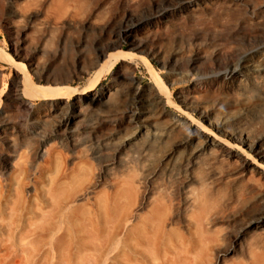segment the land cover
Wrapping results in <instances>:
<instances>
[{
  "label": "rangeland",
  "instance_id": "rangeland-1",
  "mask_svg": "<svg viewBox=\"0 0 264 264\" xmlns=\"http://www.w3.org/2000/svg\"><path fill=\"white\" fill-rule=\"evenodd\" d=\"M159 2L0 0V112L5 111L7 119H0V130L5 131L12 144L3 147V150L14 157L12 164L0 171L3 174L0 179L3 182L1 210L6 220L3 236H0V264L24 263L21 250H25L31 222L38 236L37 240L35 238L37 264H62L56 260L53 247V241L60 233L56 236L48 234L50 216L53 214L51 193L54 183L62 178L72 188L80 187L82 192L90 187L75 206L88 211L89 221L85 225L91 222V218L98 223L99 240L95 249H100V256L89 252L80 264H111L118 248H127L123 239L127 238L126 228L121 229L125 231L123 234L120 230L113 232L110 215L115 218L120 211L106 198L114 194L115 175L125 168H129L128 175H135V183H138L135 184L136 190L139 187L137 192H141V196L160 193L168 197L165 200L172 199L171 203L168 202L171 207L174 204L172 210L175 211V218L182 230L188 234L190 232L193 239L198 230L193 232L195 226L191 224V218L188 222V218L195 194L200 196L202 193L205 198H200L205 202L204 206L213 201L212 206L208 205L211 210L206 208L212 212L209 214L214 216L215 212V217L207 216L211 221L206 220V223H212L208 224L209 233L212 235L214 228V236L218 232L219 248H235L227 255L224 264L245 262L248 253L244 245L257 235L258 239L262 238L256 253L257 264H264V223L259 225L258 230L244 235L240 240L241 245L235 242L245 224L255 214L259 216L264 208V177L258 175L255 178L259 181L256 186L249 184L252 188L247 191L243 204L236 202L238 199L231 188L236 181L250 178L251 166L248 170L243 168L247 159L242 155L231 158L219 146L206 147L204 140L208 135L202 132L205 123L201 115L186 108L182 100L186 98L200 103L210 110L211 119L221 126L241 130L251 140L259 138L264 141V72L256 76L245 73L234 81H228L219 77V72L213 69L216 65L213 55H221L220 52L225 56L229 54L239 65L252 61L257 65L258 62L264 64V59L260 58L264 53V10L258 15L260 25L256 52L259 55L254 59L250 55L252 51L249 45L244 41L252 32L250 22L244 16L236 27L221 32L212 31L211 25L206 26L196 42L191 41L192 33L186 29H172L173 36L168 34L172 43L168 41L165 45L169 52L179 53L173 62L176 70H167L160 61L150 58L160 78L158 80L163 81L162 86L141 62L126 59L115 65L88 92L75 91L62 99L53 96L43 99L37 95V98L25 96L23 87H20L19 102H10L11 90L19 75L28 78L24 79L26 88L35 94L41 92L37 90L42 87L83 89L105 60L102 57L93 65L98 50L96 47H102L119 35L122 27L136 23L137 19L129 13L141 14L144 10H154ZM262 4L264 0H258V9ZM137 16L141 17L139 14ZM184 18L187 19V15ZM167 31H171L170 28ZM231 33L235 34L236 41L227 45L224 37ZM119 39L123 45L122 51H129V41L123 37ZM207 39L209 42H205ZM192 43L197 44L200 51L211 46L206 48L210 69L213 67V70H187L188 62L183 50ZM21 44L30 55L29 59L26 58L28 61L15 59L16 48ZM30 59L36 63L37 70L31 69L28 63ZM18 62L23 64L22 68L17 67ZM47 74H51L58 85L47 81ZM118 94L121 101L109 102ZM92 95L103 98L92 100ZM79 98L83 104L79 111L82 123L70 136L65 129L55 133L60 116L71 113L72 104ZM131 112L136 116V126L122 130L119 135L112 134L115 122L122 118L127 120ZM187 113L188 116L185 115ZM143 126L148 127L145 134L135 136V131ZM220 132L211 127L208 134L223 140ZM122 144L124 146L121 148ZM96 174H100L97 181L94 180ZM202 187L204 190L199 192L198 189ZM191 190H195V194H190ZM187 191L190 192L186 194ZM126 203L129 204L128 198ZM137 210L141 215L146 212L144 207ZM209 214L206 212V215ZM189 225L194 229L190 227L189 231ZM61 228L60 223L58 229ZM116 234L121 235L120 239ZM123 240L125 245L119 246Z\"/></svg>",
  "mask_w": 264,
  "mask_h": 264
},
{
  "label": "bare ground",
  "instance_id": "bare-ground-1",
  "mask_svg": "<svg viewBox=\"0 0 264 264\" xmlns=\"http://www.w3.org/2000/svg\"><path fill=\"white\" fill-rule=\"evenodd\" d=\"M160 1L161 2H159L158 5L153 8L154 10H144L141 13L142 15L140 13H129L133 18L135 17L137 19L136 23L128 24L126 26L122 24L124 27H122L119 35L103 44L102 47H96L98 50H96L94 55L93 65H96L98 60L102 57L105 58V60L103 63H101V65H99L100 67H98V70L95 72V74H93L92 77L88 79L87 84L83 89L78 90L65 86L42 87L38 88L39 90H37V92H41H38L37 94L33 92L35 94L34 95L31 92L32 90L26 88L27 85L25 80L27 77L24 78L22 77L23 75H19L13 84L10 94V102H19L20 87H23V94L31 98H37V96L41 98L53 96L55 98L62 99L68 93L74 94L75 91L88 92L91 89H94V87L99 83L100 79L105 74L109 73L115 65L125 62L126 59L131 60L132 62H141L147 72L151 76L155 77L156 80H158L160 78L157 76L152 63L150 62V58L160 61L163 64L162 66L167 70H176V64L173 62L176 61V57L179 53L174 51L169 52V49H167L168 47L165 45L166 43L172 41L171 37L168 35L171 34V36H173L172 29L181 28L182 31L183 29H186L187 32L192 33L190 35V37H192L191 41L196 42V40H198L197 36L202 32L204 33L206 26L211 25L212 31L221 32L224 29L227 30L231 29L233 26L236 27L240 20L245 16V18H247L250 22L249 25L252 28V32L246 38H244V41L246 40L247 44L249 45V49L252 51L250 55L253 56V59L256 56L258 57L259 54L256 52L258 51L256 49L258 45V27L260 25V22L258 21V15L262 12V10H264V4H262L258 9V0ZM137 14H139L141 17L137 16ZM184 15H187L188 18L185 19ZM169 28L171 31H167ZM181 29H179V31H181ZM120 37H123L126 41H129V51H122L123 45L120 42ZM226 37H224L226 39L224 43L227 45H232L233 42L236 41V36L234 33L226 35ZM207 41L208 39L205 40V42ZM22 46L23 45L21 44L18 48H16L17 54H15V59L18 61L27 60L26 58L30 56ZM206 47L211 48V46ZM206 47L200 51V49H197V44L192 43L189 45L188 49L186 48V50H183V55L188 62L187 70L189 72L190 70H192V72H200V70L210 69V60L207 59L209 52H207ZM220 54L221 55H213L214 58H216V65H214V68L211 67L210 70H217L219 72V77L223 78L224 80L234 81L245 73L248 76H256L264 72V64H260V62H258V65L253 61L252 63L246 62L242 63L244 65H239L236 64V61L234 62L232 60V57L229 54L228 56L222 55L221 52ZM260 58L264 59V53L261 54ZM28 63L31 69H38L36 63L33 62V59H30ZM22 66L23 64L18 62L17 67L22 68ZM47 81L53 83L54 85H58V81L56 79H52L51 74H47ZM158 81L162 86L163 81ZM120 91L124 90L120 89ZM102 98L103 97L98 99L92 95L91 99L101 100ZM182 100L184 101L186 108L198 112L201 115L205 123L204 130L202 132L208 135L204 140L206 147L219 146L220 150L222 148V151H225V154L231 158L240 157V155H242L244 156V159H247L245 161L246 163L244 162L243 164V168H247L248 170V167L251 166L250 171L252 172V175H250V178H248L246 181L243 179L236 181L235 185H233L231 188L238 199L236 202L240 201V203L243 204L244 198L247 196V191L252 188V185H258L259 181L255 178L258 175H262L264 177V141L259 138L251 140L246 133L238 129L236 131L229 130L223 127L224 125L221 126L222 124L213 121L210 117V110L205 108L200 103H194L189 101L190 99L188 100L186 98H182ZM118 101H121L120 94L112 97L109 100V102ZM81 105L83 104L79 98L72 104L71 113L60 116L58 120V129L55 131V133H59L62 131V129H65L69 136L72 135V132L75 128H77L78 124L80 125V123H82V120H80L79 117V111L82 109ZM185 115L188 116V113ZM135 117V114L131 112L127 120L126 118H122L121 120L116 121L114 130L111 131L112 134L119 135L122 130L124 131L126 128L136 126L135 124L137 119ZM0 119L3 121L7 120L5 111L0 112ZM35 124L39 125L38 122ZM185 127H187V125H185ZM211 127H215L218 131H221L220 133L223 140L216 139L208 134L209 131H211ZM147 128L148 127L146 126H143L142 128L139 127V129L135 131L134 135L141 136V134H145ZM10 145L12 144L8 135H6L5 131L0 130V171H2L5 166L12 164L14 161V157L10 156L6 151L3 150V147ZM72 146H74V144H72ZM123 146L124 144H122L120 147L122 148ZM128 171L129 168H125L119 174L115 175L116 179L114 180H116V183L114 184V194L108 195L106 198V200L111 201L112 204L120 211L117 213L115 218L109 214L111 218L110 223L114 227L113 232L120 230V232H122L121 234H123L125 231L123 232L121 229L126 228L125 237L127 238H123L126 240V245L124 240L122 243L119 242V246L123 245L124 243L127 248L125 249L124 246H121L123 248H120V250L118 248V252L116 253L115 257L111 259V264H224V260L227 255L235 248H226L227 246L224 249L219 248L217 240L218 232L216 233L217 235L214 236L216 232L214 228V231H212L213 234L211 235L209 233L211 231L209 230L208 226L212 223L209 222L211 219H208L207 216L210 218V214L212 212L208 211L211 210L208 207L212 206L210 204H212L213 201L210 204L208 202L207 205L204 206V201L202 202L201 200L205 197L201 195L202 193L200 196H197V194L194 193L196 189L191 190V192H186V194L188 192H190V194H195V198H192L193 202L190 208L191 216L189 215L188 218V222L191 218V224L193 223V226H195L196 229L195 231H192L196 232L198 230L196 234L194 233L196 238L193 239L190 237L192 234L189 232L191 226L189 225V234L185 233L182 230L180 222L175 218V211L173 212L172 210L174 204L172 207L170 204V200L172 199L168 200L170 202L169 203L167 200H165V198L168 199V197H165L160 193H155L154 196H150L149 194H144L141 196L140 194L142 193L137 192L139 188L138 185L136 190L135 184L138 183H135V181H137L134 178L135 175H128ZM2 176L3 174L0 172V179H2ZM94 177V180L97 181L100 179V174H96ZM133 178L134 181H132ZM249 184H251V186ZM2 186L3 182L0 181V193ZM69 186L70 185L66 182L65 178H62L61 180H58L56 183H54V188L51 193L53 214L50 216L48 234L53 236L60 233L53 241L55 244L53 245L54 251L56 252L55 258L58 260V262L62 264H80L85 260L86 256H88L89 252H92L93 255L98 254L100 256L98 252L100 249H95L96 243L99 240V230L98 223L93 218H91V222L88 225H85L89 221V218H87L88 211H86L84 208L79 210L75 206L78 200L85 197L90 187H88V189H84L82 192L80 187L72 188L70 186L69 188ZM260 188H262V186ZM198 190H200L199 192H202L204 189L202 187V189L199 188ZM187 196L188 195H186V197ZM200 197H202V199ZM127 198L129 204L126 203ZM1 200L2 199L0 198V236H3L6 220L1 210ZM123 201L125 203H123ZM123 204L126 205L124 206ZM140 207H144L146 209V212L143 215L138 214L137 209ZM205 211L207 214H209V212L211 213L206 215ZM202 213H204L207 219ZM213 214L214 216H211V218L215 217V212ZM206 220H209V225L206 223ZM60 223L62 224V228L58 229V225ZM263 223L264 208H262V212L259 214V216L258 214H255V217L250 219L245 224L235 242H238L241 245L242 242H240V240L244 237V235L247 236L248 234L253 233V231L258 230L259 225ZM33 224V222L29 224L27 236L28 240L26 241L25 250H21L22 254H24L23 264H37L35 245L38 236H36V231ZM191 228L194 229V227ZM118 236L117 238L120 239L121 235L119 237ZM261 240L262 238L258 239L257 235L250 241V243L248 242V244L244 245V248L248 253V259L245 260V262L242 261L243 263L241 262L238 264H257V250L258 246L262 243Z\"/></svg>",
  "mask_w": 264,
  "mask_h": 264
}]
</instances>
